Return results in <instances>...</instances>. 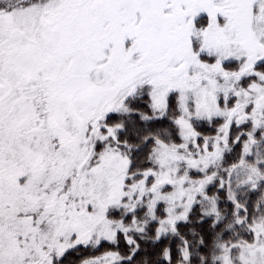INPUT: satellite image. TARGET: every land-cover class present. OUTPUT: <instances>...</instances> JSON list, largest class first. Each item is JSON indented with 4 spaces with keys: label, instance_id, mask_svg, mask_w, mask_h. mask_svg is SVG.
<instances>
[{
    "label": "snow or ice",
    "instance_id": "obj_1",
    "mask_svg": "<svg viewBox=\"0 0 264 264\" xmlns=\"http://www.w3.org/2000/svg\"><path fill=\"white\" fill-rule=\"evenodd\" d=\"M72 254L264 264V0H0V264Z\"/></svg>",
    "mask_w": 264,
    "mask_h": 264
},
{
    "label": "trees",
    "instance_id": "obj_2",
    "mask_svg": "<svg viewBox=\"0 0 264 264\" xmlns=\"http://www.w3.org/2000/svg\"><path fill=\"white\" fill-rule=\"evenodd\" d=\"M86 255V253H85ZM78 257L75 254H72L69 256L68 260H69V264H72L73 261L77 260Z\"/></svg>",
    "mask_w": 264,
    "mask_h": 264
}]
</instances>
